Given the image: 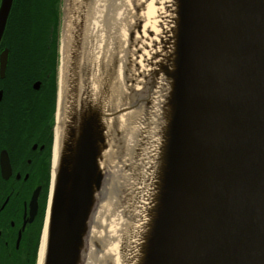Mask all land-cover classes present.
Returning <instances> with one entry per match:
<instances>
[{
	"label": "water",
	"instance_id": "obj_1",
	"mask_svg": "<svg viewBox=\"0 0 264 264\" xmlns=\"http://www.w3.org/2000/svg\"><path fill=\"white\" fill-rule=\"evenodd\" d=\"M12 1L0 0V40ZM178 11L151 197L128 236L145 229L141 264H264V0H178ZM69 117L53 174L51 161L41 264H84L106 177L101 106L84 100Z\"/></svg>",
	"mask_w": 264,
	"mask_h": 264
},
{
	"label": "bare ground",
	"instance_id": "obj_2",
	"mask_svg": "<svg viewBox=\"0 0 264 264\" xmlns=\"http://www.w3.org/2000/svg\"><path fill=\"white\" fill-rule=\"evenodd\" d=\"M86 1L87 8L85 9V14L88 15L90 9L92 12L90 11L89 21L84 28L85 35L89 37L84 51L86 58L92 62L94 67H90V71H88L86 67L89 66L79 57L80 62L78 63L77 71L71 70L70 58L72 52L77 48L76 43L78 38L76 33L78 32L79 25L67 15L62 26L59 47L58 99L52 149V174L63 128L71 122L69 116L84 100L99 104L104 115L103 122L108 139V146L103 153L104 162L101 164L104 166L112 158H117V155L120 154L118 148L124 150L119 157L123 156L125 160L133 157L135 146L151 142L153 140L152 132L156 131V128L159 132V139L156 144L158 149L160 147V131L163 127L161 128L160 118L158 119L159 123L157 118L162 113L161 111L167 112L169 115V109H163L167 106L166 101L171 98L170 94H172L175 38L179 23L178 0H112L116 7H114L111 18L109 17L104 25L100 20L101 12L109 8L107 4L108 0ZM122 14L123 16L128 15L130 18L125 17L127 21L122 23L123 28L120 31L119 37L124 43L121 40L123 44L117 43V45L118 47L120 46L119 48H121L122 53H126L127 57H122L124 60L122 59L118 63V66L111 62L107 66L103 64L100 66L99 54H101V51L104 52L102 57L107 53L108 55L111 54L109 45L113 41L114 35L112 33L117 28L116 17H120ZM126 30L133 33V37L127 42L124 34ZM93 36L97 39L96 43L92 39ZM83 47L84 44L81 43L80 52L83 51ZM114 48L117 47L114 45ZM122 70H126V88L131 92L134 86L130 83L131 81L135 82L133 84L144 83L147 85L157 74L156 84L159 88L158 90L156 89L155 96L151 98H135L134 103L137 107L131 110L130 102L132 103L133 101L129 102V97L127 98L125 95L124 101L119 100L121 96L119 94L121 83L118 81L121 80L119 73ZM161 72H164L168 76L170 75V77L163 78ZM163 84L164 90L160 92ZM148 99H151V101L147 105ZM148 111L149 116L146 121L145 112ZM140 118L145 120H141L142 124L139 123ZM158 124L159 126L157 127ZM117 133H119V137H116ZM161 146L163 147L162 144ZM115 166L117 169H120L117 167V164ZM151 167V177L154 178L155 165L152 164ZM126 176L127 174H124V178ZM109 190L106 191L109 192ZM147 219L146 217L143 218L144 221H147ZM96 220L101 223L99 225L100 230L92 231L90 236L88 235V239L90 240L95 235L101 234L103 241L101 242V238L99 237L100 239L95 242L97 248H99V252H101L98 254L99 252L96 249H90L88 255H86L84 264L142 263L141 252L146 241V236H144L145 229L142 230L140 228L134 238L129 237L128 235L134 226L130 228V223L122 218L121 211L117 212L116 207L108 200L100 207L99 212L96 214ZM96 220L94 222L95 225ZM134 220L136 221V219ZM44 235L43 231L36 264H41L42 262ZM129 242L131 244L127 245ZM103 244L106 245L105 250L102 248ZM95 258H97L99 263L94 260Z\"/></svg>",
	"mask_w": 264,
	"mask_h": 264
},
{
	"label": "flooded vegetation",
	"instance_id": "obj_3",
	"mask_svg": "<svg viewBox=\"0 0 264 264\" xmlns=\"http://www.w3.org/2000/svg\"><path fill=\"white\" fill-rule=\"evenodd\" d=\"M40 85L39 81L37 89L31 86L38 90ZM6 107L0 87V264H36L48 201L53 133L48 120L38 123L34 112Z\"/></svg>",
	"mask_w": 264,
	"mask_h": 264
},
{
	"label": "trees",
	"instance_id": "obj_4",
	"mask_svg": "<svg viewBox=\"0 0 264 264\" xmlns=\"http://www.w3.org/2000/svg\"><path fill=\"white\" fill-rule=\"evenodd\" d=\"M61 0H13L0 48L8 51L0 87L6 109L29 110L51 131L57 89ZM40 81L38 90L32 83ZM41 125V124H40ZM38 125V126H40Z\"/></svg>",
	"mask_w": 264,
	"mask_h": 264
},
{
	"label": "rangeland",
	"instance_id": "obj_5",
	"mask_svg": "<svg viewBox=\"0 0 264 264\" xmlns=\"http://www.w3.org/2000/svg\"><path fill=\"white\" fill-rule=\"evenodd\" d=\"M107 4H108L109 8H106L104 11L101 12V19L100 20L102 21L101 23L103 25L109 17L111 18L112 13L114 11V7H116L112 0H108ZM111 6H113V7H111ZM86 8H87V1L86 0H61L58 51H59V47H60V38H61V32H62V26L64 23V19L67 15H69L71 20L73 19L79 25V27L77 29V30H79V35H78L79 50H78V53H79V56L81 53L80 57L84 60V62H86V65L89 66L86 68H88V71H90L89 68L94 67V66H93L92 62L89 61V59H87L85 56L84 49H85V45L88 41L87 39L89 37H87V35H85V32H84L85 29L84 28H85L86 23L89 21L91 9L88 11L89 12L88 15H86L85 14ZM125 17H128V19L130 18L128 15L123 16V14L120 15V17H116V23H117L116 27L117 28L115 29L114 33H112V35H114V37L112 39L113 41L109 45V49L111 48L110 49L111 54L108 55V53H107L104 57H102V54L104 52H102V51L100 52L101 54H99V57H98V59H100V66H102V64L107 66L108 63H110V62L114 63V65L118 66V63L123 58L127 57L126 53H124V52L122 53L121 48H119L120 46L118 47V45H117V43L118 44L120 43V45L124 43L123 40L120 39L119 36H120V31L123 28L122 23H124V21H127V20H125L126 19ZM127 31L128 30H126V32L124 33L126 42L129 41L133 37V33L129 32V31L127 32ZM92 39H94V43L97 42V39L95 36H93ZM115 40H116V42H115ZM121 40L123 43L121 42ZM81 43L84 44V47H83V51L80 52ZM114 45L117 48H114ZM107 51H108V48H107ZM121 53H122V55H121ZM79 62H80V60L78 59L77 63H79ZM125 72H126V70H122V72L119 73L120 77H121V80L118 81L121 83V86L119 87V94H121V96L119 97V100L123 101V96L126 95L127 98L129 97V102L133 101L132 103L130 102V105H131L130 108H131V110H134L137 107V105L134 103L135 98L137 99L140 97L141 98L145 97L147 85L144 83L133 84L135 82L131 81L130 83H132V85H134V86L132 87V92L129 91L126 88L127 82H126V73ZM114 76H115V74H114ZM108 84H110V83H108ZM108 88H109V86H108ZM158 88L159 87L157 86V84H155L153 86V89L151 90L152 92H151L149 98H151L152 96H155L154 94L158 90ZM163 90H164V86H162L160 92H162ZM148 100H149V102L147 103V105L150 103L151 99H148ZM157 114H158V112H157ZM148 116H149V111L145 112V117H146L145 120L146 121H147ZM162 116H163L162 113L158 115V118H157L158 123H159V120H158L159 118H160V122H161ZM150 117H151V115H150ZM141 120L143 121L144 119L143 118L139 119V123L142 124ZM158 126H159V124L157 125V127ZM53 129H54V127H52V133H53V137H54V130ZM158 135H159V132L157 131V128H156V131L154 130L152 132L153 140L151 142H148V143L145 142V144H141L140 146H135V151L133 153V157L129 158L128 160H125L123 158V156L119 157V155L122 152H124V150H121L120 148H118L120 154L117 155V158L114 157L111 159V161L109 163L108 162L106 163V165L104 166L105 170H106V177H105V181H104V184L102 187V191L99 195L98 203L96 205V210L94 212L93 221H92L91 227H90V233H92V231H94V230L95 231L100 230L99 225H101V223L98 220H96V214H97V212H99L100 207L107 200L110 201V203H113L114 207H116L117 212L121 211L122 218L125 221H128L130 223L129 224L130 228L132 226H134V223L136 224V221L134 220L136 214L141 213L144 210L145 206L150 201V197H151L150 189L152 187L153 178L151 177L152 171H150V170H151V168H152L151 166L154 162L153 159L155 158V151H156V147H157L156 144H157V140L159 139ZM116 137H119V133H117ZM118 145H120V144H118ZM116 153H115V155H116ZM115 164H117V167H119L120 169H117ZM115 169H117V170H115ZM49 173H50L49 174V180L47 182L48 183V185H47L48 190H49V182H50V176H51V164L49 166ZM124 174H127V176L125 178H124ZM109 184H112V185H109ZM106 190H109V192ZM95 220H96V225L94 224ZM89 236H90V234H89ZM99 237L101 238V242H102L103 236H101V234L95 235L94 238L92 237L90 240L89 239L87 240L84 262L86 260V255H88V252L90 251V249L92 250V248H93L94 250L96 249V251L99 252V248H97L96 243H95L97 240L100 239ZM102 248L105 250L106 245L103 244ZM100 252L98 254H100ZM94 260H96V262H98L97 258H95Z\"/></svg>",
	"mask_w": 264,
	"mask_h": 264
}]
</instances>
